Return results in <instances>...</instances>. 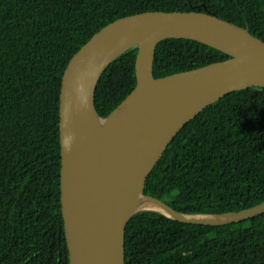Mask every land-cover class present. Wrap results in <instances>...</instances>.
Listing matches in <instances>:
<instances>
[{
	"label": "trees",
	"instance_id": "16d2710c",
	"mask_svg": "<svg viewBox=\"0 0 264 264\" xmlns=\"http://www.w3.org/2000/svg\"><path fill=\"white\" fill-rule=\"evenodd\" d=\"M145 11L203 12L264 41V0H0V264H69L62 213L60 97L71 59L109 23ZM138 48L103 73L96 108L109 115L137 84ZM229 59L186 39L159 44L163 78ZM145 193L186 214L264 202V88L235 92L178 134ZM126 264H264V214L226 226L140 212L126 228Z\"/></svg>",
	"mask_w": 264,
	"mask_h": 264
},
{
	"label": "water",
	"instance_id": "95a60500",
	"mask_svg": "<svg viewBox=\"0 0 264 264\" xmlns=\"http://www.w3.org/2000/svg\"><path fill=\"white\" fill-rule=\"evenodd\" d=\"M169 39L196 41L229 59L157 78V48ZM133 48L139 50L136 87L104 117L96 108L99 81ZM250 88H264V41L208 13L124 16L82 46L65 70L60 97L61 202L69 264H126V228L140 212L213 227L263 215L264 202L236 212L186 214L145 193L148 177L186 125L222 98Z\"/></svg>",
	"mask_w": 264,
	"mask_h": 264
}]
</instances>
